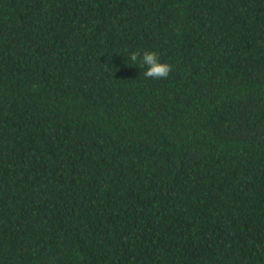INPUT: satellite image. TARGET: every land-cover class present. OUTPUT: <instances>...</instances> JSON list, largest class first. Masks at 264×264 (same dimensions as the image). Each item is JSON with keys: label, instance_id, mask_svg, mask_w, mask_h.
<instances>
[{"label": "trees", "instance_id": "trees-1", "mask_svg": "<svg viewBox=\"0 0 264 264\" xmlns=\"http://www.w3.org/2000/svg\"><path fill=\"white\" fill-rule=\"evenodd\" d=\"M0 264H264V0H0Z\"/></svg>", "mask_w": 264, "mask_h": 264}, {"label": "clouds", "instance_id": "clouds-1", "mask_svg": "<svg viewBox=\"0 0 264 264\" xmlns=\"http://www.w3.org/2000/svg\"><path fill=\"white\" fill-rule=\"evenodd\" d=\"M129 59L134 64L141 67L146 66L147 70L144 72L146 78L164 80L169 77L173 70V66L169 63L161 62L156 51L132 52Z\"/></svg>", "mask_w": 264, "mask_h": 264}]
</instances>
